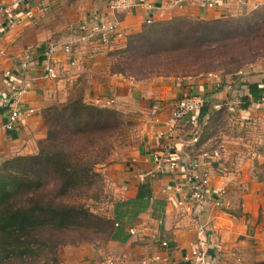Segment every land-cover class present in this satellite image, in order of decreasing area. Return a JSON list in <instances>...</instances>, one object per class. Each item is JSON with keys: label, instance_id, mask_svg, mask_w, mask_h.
<instances>
[{"label": "crops", "instance_id": "obj_1", "mask_svg": "<svg viewBox=\"0 0 264 264\" xmlns=\"http://www.w3.org/2000/svg\"><path fill=\"white\" fill-rule=\"evenodd\" d=\"M109 1L37 0L30 7H14L11 18L0 17L3 21L0 50L4 52L0 56V101L11 94L12 83L22 86L28 81L30 87L22 102L25 107L34 109V113L23 116L13 130H7L8 112L0 104V162L17 155L36 153L39 140L46 137L44 109L64 102L85 82L88 102L93 103L96 98H113L111 107L120 110L125 118L137 120L140 131V135L133 137L132 144L117 148L109 160L98 167L111 187L114 199L109 213L114 214L119 201H134L143 184L150 189L147 193L149 203L138 212L132 205L119 209L132 211L119 219L128 235L126 241L111 240L105 246L69 247L60 254L62 264H101L108 256L119 259L117 264H142L144 259L155 254L170 255L171 264H192V259L187 258L197 243L200 224L205 225L209 242H219L223 246L218 264H255L264 259V248L258 241L264 234L259 213L264 208V193L246 187L244 182L245 177L251 179L250 159L245 157L246 141L259 139L255 138L256 134L248 138L227 134L219 141L211 137L197 144L198 136L192 132L190 117H186L168 146L171 158L178 162L177 169L158 177L147 176L144 182L138 179L140 173L154 170L153 154L162 152L164 143L168 142L161 132L184 96L202 95L210 111L225 105L239 119L249 118L248 124L264 130V106L261 98L253 100L250 90L251 86L257 85L261 89L264 84V57L245 66L242 73L156 77L140 81L110 73L108 52L111 48L96 39L76 44L77 66L69 64L71 57L62 50L72 37V29L84 23L118 22L122 35L113 45L121 47L125 45L127 35L140 32L145 23L175 16L216 19L250 12L264 4V0H221L216 7L204 6L201 0H185L182 7L174 6L171 0H132L131 9L121 12L113 11ZM11 3L12 0H2L1 4ZM50 43L56 45L58 79L46 77L42 69ZM25 62L29 68L23 66ZM6 71L12 75L5 77ZM246 97L250 104L244 107ZM153 110L157 115L151 113ZM248 124L240 123L241 126ZM212 144L217 145L215 150L220 151V156L217 161L204 165L210 173V181L206 203L199 208L190 200L187 166L200 157V151L209 149ZM235 188L243 193L244 216L232 213L231 192ZM246 188L249 190L245 191ZM247 214L249 218H246ZM249 227L253 229L250 234ZM131 229L136 231L135 235L130 233ZM164 240L174 248L170 250L163 246ZM210 251L214 253V250Z\"/></svg>", "mask_w": 264, "mask_h": 264}, {"label": "trees", "instance_id": "obj_2", "mask_svg": "<svg viewBox=\"0 0 264 264\" xmlns=\"http://www.w3.org/2000/svg\"><path fill=\"white\" fill-rule=\"evenodd\" d=\"M109 46L110 73L135 80L235 74L264 57V4L216 19L175 16L152 21L128 34L124 46ZM250 90L254 101L262 98L258 85ZM248 100L244 98V107ZM214 113L205 104L197 126L191 123L197 144L208 140L205 130ZM43 120L47 133L37 153L0 162V264H62L64 247L126 241L119 219L132 211L119 209L132 205L138 212L149 203L147 184L141 185L134 201L117 202L113 215L89 202L101 198L105 178L98 167L112 156L125 127L120 110L88 102L81 90L46 107ZM217 148L213 145L198 155ZM255 264H264V259Z\"/></svg>", "mask_w": 264, "mask_h": 264}, {"label": "built area", "instance_id": "obj_3", "mask_svg": "<svg viewBox=\"0 0 264 264\" xmlns=\"http://www.w3.org/2000/svg\"><path fill=\"white\" fill-rule=\"evenodd\" d=\"M37 0H12V3L9 5L1 4L0 5V17L6 19L11 18L14 7L24 5L25 7H30L31 3ZM204 6L207 7H216L221 4V0H201ZM174 6L182 7L185 3V0H171ZM132 0H110L109 7L115 12H121L130 10L133 6ZM30 17L32 15H29ZM151 19H148L150 22ZM3 21H0V27L2 26ZM71 39L63 45L62 50L64 53L69 54L71 60L69 64L71 66H77L78 59L75 55V46L81 42H87L92 39H96L100 44L104 46H109L114 43V41L122 35L118 28V22H93V23H84L79 26H75L72 31ZM4 52L0 50V56ZM56 45L50 43L45 52V58L42 61L43 73L46 77L50 79H58L59 71L56 67ZM24 67H28L27 62L23 64ZM242 73V69L239 71ZM10 71L4 73L5 77L11 76ZM30 83L27 81L22 86L16 85V83L11 84V94L5 97H2L0 104L6 108L8 112V121L6 123L7 130H13L20 119L29 114L34 113V109L30 107H25L22 102V97L29 90ZM262 98L261 102L264 106V84L261 87ZM94 104L100 105L102 107H111L114 104V99L107 98H96L93 101ZM241 104V101H239ZM206 104V98L202 95L194 96H184L179 99L175 109L172 112V115L166 122V129L161 132V136H164L167 143H164V148L162 152H155L153 154V160L155 162V168L153 171L148 173H140L138 179L140 182H144L147 176L158 177L160 175H165L169 171H174L178 167V162L171 158L170 152L168 150L169 141L175 136L177 129L180 127L181 122L186 118L190 117V121L194 126H197L198 123V113ZM153 115H157V111L153 110L151 112ZM197 138V137H195ZM220 156V151L215 150L211 153L204 152L200 154V157L193 160L191 164L187 166V183L190 189V200L195 207H204L207 200L208 184L210 179V173L204 165L209 162L210 157L218 159ZM120 223L117 222L118 226ZM132 235L136 234L134 229L130 230ZM198 240L194 244V249L191 256L187 259H192V264H218L217 258L219 254L223 251V246L219 242H209L206 235L205 225H199L197 229ZM162 245L169 247L168 241H162ZM214 250L212 253L210 250ZM119 259L108 256L106 257L101 264H117ZM142 264H171L170 255L155 254L148 259H144Z\"/></svg>", "mask_w": 264, "mask_h": 264}, {"label": "rangeland", "instance_id": "obj_4", "mask_svg": "<svg viewBox=\"0 0 264 264\" xmlns=\"http://www.w3.org/2000/svg\"><path fill=\"white\" fill-rule=\"evenodd\" d=\"M242 13H249V11L248 12H242ZM85 85H86L85 82H83V84L79 85L75 90H73L71 92L72 95L78 96L79 92H81V90H84V96H85V91H86ZM218 110L219 109L214 111L215 113L213 115V120L211 121V124H209V125L207 124L209 122V120H208V122H206L208 117L203 121V126L208 125V127L206 126L207 129L205 130L206 137L209 136V138L212 137L214 140L219 141V140H221V137H224L227 134H230V135L231 134H236V135L241 134L244 138H248V137H251L252 135L256 134L255 138H259V139L256 140L255 138H253L255 140L252 139L253 141H250V142L246 141L247 142L246 144L248 146L247 145L245 146V147H247V151H246L247 153L245 154V157H248V159H250L249 163L251 166V170L249 173V177L251 179L249 181V178L245 177L244 182L247 183L246 187H249L251 189H256V190L258 189L259 193H264V130L263 129L262 130L257 129L255 126L248 124L251 122V119H249V118L239 119L236 115H234V112L230 111L229 109L223 110L221 115H218L216 113ZM123 119L125 120L126 124H125L123 131H122V135L119 138L118 143L115 146L114 152L117 148L119 149V148L128 147L130 144L133 143V137L140 135V131H139L138 125H137V120H135L134 118L129 120V119L125 118L124 114H123ZM241 121L246 123V125L248 124L249 126H246V125L241 126L240 125ZM46 133H47V131H46ZM213 145H216V144H212L211 147ZM216 147H217V145H216ZM249 149L251 152L254 151L257 154L256 155L254 154L255 156L252 154L253 152L251 154H249L250 153L248 151ZM260 155H262V156H260ZM249 188L248 189L246 188L245 191L249 190ZM229 193H230V190H229ZM242 196H243V193H242L241 189L235 188L232 190L231 199H232V202H234V204L231 207L234 209V212H232L233 214H237V213H240L242 211L243 216H244L243 207H242V201H243ZM263 196H264V194H263ZM113 201H114V199H113V196L111 194V187L109 186V184L105 180V182L103 183V186H102L101 198L98 200L92 199L89 202L97 211H99L101 213H106V214L108 213L109 214V212L111 210V206L113 204ZM259 213H260V215H262L261 220L263 222V229H264V208H263V210L259 211ZM245 216H246V218L250 217L248 214ZM250 231L253 232V229L252 230L250 229ZM251 232L248 231L249 234ZM258 241H259V246H262L264 248V234L262 235V237L260 239H258ZM84 244H90V243H84ZM81 245H83V244H80L77 246H81ZM92 245L98 246L96 244H92ZM77 246L64 247L61 249L60 254L62 251H64L65 249H67L69 247H77Z\"/></svg>", "mask_w": 264, "mask_h": 264}]
</instances>
